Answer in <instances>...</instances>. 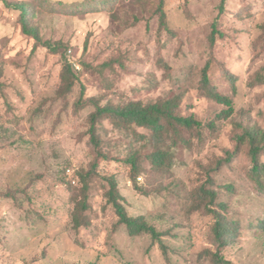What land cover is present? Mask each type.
<instances>
[{
	"label": "rangeland",
	"instance_id": "1",
	"mask_svg": "<svg viewBox=\"0 0 264 264\" xmlns=\"http://www.w3.org/2000/svg\"><path fill=\"white\" fill-rule=\"evenodd\" d=\"M3 1L30 4L41 44ZM221 7L222 0H0V264H216V253L264 264V188L253 178L248 142L238 140L244 130H264V0H228L223 14ZM215 24L223 37L213 47ZM63 59L77 76L71 92L63 89ZM210 62L212 86L235 100L227 121L219 118L227 108L205 95ZM175 98L178 112L195 115L203 129L157 138L108 115L98 126L109 158L99 156L88 121L97 104ZM158 149L168 153L161 168L150 159ZM135 152L137 168L128 162ZM112 175L129 215L163 234L167 255L120 223L108 201ZM82 177L91 183V226L77 230ZM201 186L217 192L216 208L229 220L224 248L213 217L197 209Z\"/></svg>",
	"mask_w": 264,
	"mask_h": 264
},
{
	"label": "trees",
	"instance_id": "2",
	"mask_svg": "<svg viewBox=\"0 0 264 264\" xmlns=\"http://www.w3.org/2000/svg\"><path fill=\"white\" fill-rule=\"evenodd\" d=\"M102 0L90 1L85 0L86 3H98ZM228 0H222L221 11L222 14L225 12L226 5ZM6 8L8 9H17L22 12L20 24L22 27V33L26 36H30L39 44H41L40 37L37 30L32 28L28 22V9L30 4L24 2L9 3L3 1ZM163 18L166 19L167 15L163 11ZM223 37V34L218 30L217 24L214 26L213 35L211 38L212 46L214 47L217 43L218 36ZM52 52L57 53L58 48L51 43L44 44ZM212 64L211 62L204 69L203 84L204 89L206 90L205 95L212 101H215L219 105L225 106L227 109L219 116L221 120L231 119L235 112V100L230 96H226L223 93L219 92L215 87L212 86V80L210 76ZM62 84L65 92H71L76 86L77 76L75 74L72 64L68 62L67 59H63V73H62ZM263 83V81H260ZM264 84V83H263ZM234 92H237L236 83L233 82ZM84 87H82V95L78 101L79 106L83 104L84 101ZM97 108L95 111L91 112L88 121H89V133L91 135V142L96 146L99 156H102L104 159H108L109 155L106 154L102 149V140L99 135V122L106 117L111 116L115 118L123 119V121L132 124L138 125L152 131L157 138H164L170 136L173 131H177L180 128H185L188 130L203 129L204 124L197 119L195 115L186 117L178 112L180 108L179 99H168L162 100L159 102H153L150 104H144L142 101H131L125 106H101L96 105ZM215 127L214 124L211 126ZM238 140L243 143H247L250 147V158L253 164V178L259 184L260 187L264 188V163L261 162V155L264 152V130L260 128H251L250 130H244V134L238 136ZM140 153L135 152L128 159V162H131L135 168L138 166ZM168 158V153L163 149H158L152 156L151 160L155 167L161 168L166 164ZM94 170L98 167V163H94ZM94 171H90L87 176H91ZM83 178V186L81 188L83 198L81 200L75 199L77 204V209L74 213V226L75 229L81 230L83 228H88L91 226L90 218L87 212L90 209V195L89 190L91 189L90 179L88 177ZM109 182L110 190L108 192V201L113 205L116 213L119 217L120 223L125 225L129 231L131 237H138L143 234L150 235L152 240L159 243L162 251L165 255L168 254V247L165 240H163V234L160 233L154 226L150 225L144 216L134 218L131 217L127 211L126 206L122 203V200L125 198L121 195L119 190L118 182L116 176H107ZM198 194V195H197ZM196 196L197 209L201 212L203 211L206 215L213 217L215 220L213 232L214 239L218 248H224L227 246L229 241L227 237L232 233V229L229 225L228 218L221 214L217 210L216 205H218V194L215 190L208 189L205 186H201ZM236 232V230H235ZM216 264H233L230 261H227L218 253L214 254ZM97 264V263H91Z\"/></svg>",
	"mask_w": 264,
	"mask_h": 264
},
{
	"label": "built area",
	"instance_id": "3",
	"mask_svg": "<svg viewBox=\"0 0 264 264\" xmlns=\"http://www.w3.org/2000/svg\"><path fill=\"white\" fill-rule=\"evenodd\" d=\"M71 172V169H68V173H70Z\"/></svg>",
	"mask_w": 264,
	"mask_h": 264
},
{
	"label": "water",
	"instance_id": "4",
	"mask_svg": "<svg viewBox=\"0 0 264 264\" xmlns=\"http://www.w3.org/2000/svg\"><path fill=\"white\" fill-rule=\"evenodd\" d=\"M90 1H96V0H90Z\"/></svg>",
	"mask_w": 264,
	"mask_h": 264
}]
</instances>
